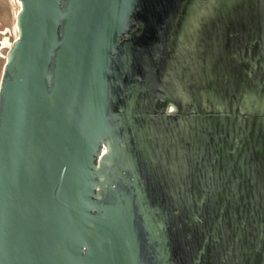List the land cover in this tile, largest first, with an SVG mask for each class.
Here are the masks:
<instances>
[{"label":"water","instance_id":"1","mask_svg":"<svg viewBox=\"0 0 264 264\" xmlns=\"http://www.w3.org/2000/svg\"><path fill=\"white\" fill-rule=\"evenodd\" d=\"M18 2L0 264H264V0Z\"/></svg>","mask_w":264,"mask_h":264},{"label":"rangeland","instance_id":"2","mask_svg":"<svg viewBox=\"0 0 264 264\" xmlns=\"http://www.w3.org/2000/svg\"><path fill=\"white\" fill-rule=\"evenodd\" d=\"M19 11L18 0H0V83L7 54L18 38L16 24Z\"/></svg>","mask_w":264,"mask_h":264}]
</instances>
